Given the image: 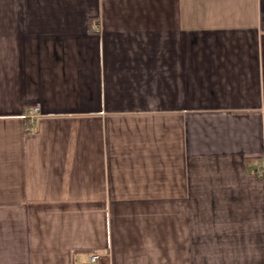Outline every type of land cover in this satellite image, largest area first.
Returning a JSON list of instances; mask_svg holds the SVG:
<instances>
[{
    "label": "crops",
    "instance_id": "1",
    "mask_svg": "<svg viewBox=\"0 0 264 264\" xmlns=\"http://www.w3.org/2000/svg\"><path fill=\"white\" fill-rule=\"evenodd\" d=\"M94 251L264 264V0H0V264Z\"/></svg>",
    "mask_w": 264,
    "mask_h": 264
},
{
    "label": "built area",
    "instance_id": "2",
    "mask_svg": "<svg viewBox=\"0 0 264 264\" xmlns=\"http://www.w3.org/2000/svg\"><path fill=\"white\" fill-rule=\"evenodd\" d=\"M39 113V108L36 106L30 107L27 110L28 117L30 118L31 121L38 115ZM100 258V253L99 252H89L86 256V259L83 264H96L97 261Z\"/></svg>",
    "mask_w": 264,
    "mask_h": 264
}]
</instances>
